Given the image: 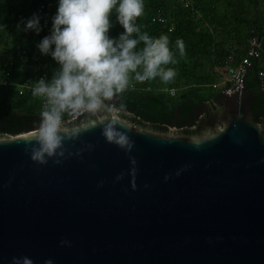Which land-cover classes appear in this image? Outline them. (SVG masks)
Masks as SVG:
<instances>
[{
	"label": "water",
	"instance_id": "1",
	"mask_svg": "<svg viewBox=\"0 0 264 264\" xmlns=\"http://www.w3.org/2000/svg\"><path fill=\"white\" fill-rule=\"evenodd\" d=\"M252 99L243 81L195 136L100 104L0 136V264H264Z\"/></svg>",
	"mask_w": 264,
	"mask_h": 264
},
{
	"label": "trees",
	"instance_id": "2",
	"mask_svg": "<svg viewBox=\"0 0 264 264\" xmlns=\"http://www.w3.org/2000/svg\"><path fill=\"white\" fill-rule=\"evenodd\" d=\"M228 56L249 59V110L264 123V0H0V136L65 122L79 86L136 126L195 136Z\"/></svg>",
	"mask_w": 264,
	"mask_h": 264
},
{
	"label": "built area",
	"instance_id": "3",
	"mask_svg": "<svg viewBox=\"0 0 264 264\" xmlns=\"http://www.w3.org/2000/svg\"><path fill=\"white\" fill-rule=\"evenodd\" d=\"M43 9V5L40 4L38 7V12L41 13ZM159 21L163 22L162 18H158ZM251 49L248 52L252 55H257L256 48L259 46V41L256 38H252L251 41ZM12 62L9 61L5 70L4 75L8 76L10 73ZM249 68V59L247 56L241 58L239 61H235L232 56H228L227 59L221 64L216 65L212 72L216 75L217 80L212 84V88L217 89L225 95H229L235 90H240L244 76ZM261 77V86L264 87V80L262 72L259 73ZM40 81L44 80V76L39 78ZM26 87H29L28 84H25ZM132 87L133 85L130 84ZM179 86H167L164 85L160 87V90L167 93L170 96H174L180 89ZM37 91L41 94H46L48 89L45 85H40L37 87ZM71 94L72 98V106H71V114L69 119H75L84 111L93 109L96 105H98L101 101L100 97L96 94H92L88 89L83 87H77L73 90L68 91ZM43 107L46 105V100L42 101ZM42 115L45 114L44 110L41 112ZM49 126V125H48Z\"/></svg>",
	"mask_w": 264,
	"mask_h": 264
},
{
	"label": "flooded vegetation",
	"instance_id": "4",
	"mask_svg": "<svg viewBox=\"0 0 264 264\" xmlns=\"http://www.w3.org/2000/svg\"><path fill=\"white\" fill-rule=\"evenodd\" d=\"M224 102V96H219L216 98V100L214 101V105L212 108H209L208 105L204 106L200 116L203 118H208V121L217 119L219 116H221L223 114V108H222V104ZM260 124L262 126H264V123L262 121H259ZM208 126L206 124H204L203 129H206Z\"/></svg>",
	"mask_w": 264,
	"mask_h": 264
},
{
	"label": "rangeland",
	"instance_id": "5",
	"mask_svg": "<svg viewBox=\"0 0 264 264\" xmlns=\"http://www.w3.org/2000/svg\"><path fill=\"white\" fill-rule=\"evenodd\" d=\"M99 104L102 105V106H104V107H106V108H108V109H111V110H113V111H115V112L118 113V111H117L116 109H114L113 106H112L111 104L106 105V104H104L103 102H100ZM37 129H39V130H48V129H50V128L47 126V127H45V128H37ZM32 130H33V129H32ZM169 131H175V128L170 127V128H169Z\"/></svg>",
	"mask_w": 264,
	"mask_h": 264
}]
</instances>
